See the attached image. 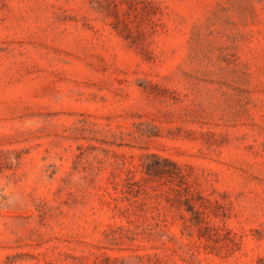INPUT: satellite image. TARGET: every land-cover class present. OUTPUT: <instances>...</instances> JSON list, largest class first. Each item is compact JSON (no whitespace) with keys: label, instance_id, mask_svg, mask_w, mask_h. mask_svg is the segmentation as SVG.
Listing matches in <instances>:
<instances>
[{"label":"rangeland","instance_id":"rangeland-1","mask_svg":"<svg viewBox=\"0 0 264 264\" xmlns=\"http://www.w3.org/2000/svg\"><path fill=\"white\" fill-rule=\"evenodd\" d=\"M0 264H264V0H0Z\"/></svg>","mask_w":264,"mask_h":264}]
</instances>
